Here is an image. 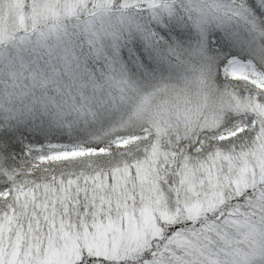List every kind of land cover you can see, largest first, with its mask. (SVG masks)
<instances>
[{
  "label": "snow or ice",
  "instance_id": "obj_1",
  "mask_svg": "<svg viewBox=\"0 0 264 264\" xmlns=\"http://www.w3.org/2000/svg\"><path fill=\"white\" fill-rule=\"evenodd\" d=\"M0 264H264V0H0Z\"/></svg>",
  "mask_w": 264,
  "mask_h": 264
}]
</instances>
